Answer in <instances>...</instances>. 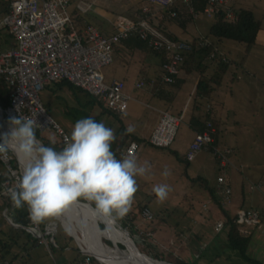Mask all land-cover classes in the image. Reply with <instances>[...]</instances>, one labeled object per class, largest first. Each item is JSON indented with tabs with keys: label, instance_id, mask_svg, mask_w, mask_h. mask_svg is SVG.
Returning <instances> with one entry per match:
<instances>
[{
	"label": "rangeland",
	"instance_id": "374dc122",
	"mask_svg": "<svg viewBox=\"0 0 264 264\" xmlns=\"http://www.w3.org/2000/svg\"><path fill=\"white\" fill-rule=\"evenodd\" d=\"M114 2V5L111 2L106 5H100L101 10L109 11V9H112L117 13L122 12L124 15H132V11L137 9V6L129 4L131 2L130 0H114ZM240 2V5H236L237 8L239 6L252 8L255 11L256 17L260 18L264 23V0H240ZM114 12L113 14H115ZM93 15L97 16L98 14ZM89 16H92V14ZM114 19H116V17ZM189 26L191 27L192 24ZM112 28H114L113 25ZM227 42L228 45H230V43L233 45L229 47L225 44L224 48L227 49V54L234 60V63L225 75L223 86L219 89V97L217 98L224 99L227 106L235 111L233 115L228 112L230 115L229 121H231V125H233L232 127L230 126V131L225 129L220 135V145L222 148L228 149L226 152L230 154L232 164L228 163L227 166H223L221 163L213 162L214 165L217 164L215 167L216 170L212 173H208V171L201 172L195 163L196 161L186 163L178 160V158L169 152H163L152 146L142 145L143 147L138 152L137 161L132 164L133 171L127 175L128 182L126 183V189L123 190L122 195L115 202L108 206L102 205L101 199L98 196L97 203L92 200L85 201L87 202L85 204H91L100 211L90 209L97 216L103 218L102 221L96 220V223L102 231L106 228L104 224V215H107L115 221V226L120 231L121 235L130 236L140 251V247L150 243L153 244L157 250L155 253L164 251L167 255L171 257L177 256L182 260H186L189 264H250L245 262L237 252L229 248L226 241L227 228L219 231L216 230L218 220L224 222L221 218L223 212L218 209L217 205L210 203L208 199L209 193L204 189V186L194 181L199 177V174H201V176H207L210 181L213 182L221 172L226 173V180H229L230 175H233V178L237 177L238 179H244L247 176L246 171L251 172L253 175H258L260 173L259 183H249L248 191L252 192L255 189H259L264 199V49H253L247 61L241 65L239 52L243 53L242 48L240 49L239 47L238 50H235L233 47L236 46V42L232 40H227ZM129 60L126 69L132 71L137 68V61L132 57H130ZM138 73L139 72L135 75H131V78L127 77L131 83H134L138 79ZM197 75L198 73L195 72L191 77H197ZM232 88L235 91L234 95L230 94ZM129 92L133 94L134 97H140V95L134 93L133 90L129 89ZM84 98L86 100V97ZM42 99L50 107L48 114L67 133L70 135H86L91 139L86 152L90 155V159L95 162L96 167L98 165L97 168L100 171L104 170L106 167L103 168L102 165H104L105 160L101 156L103 151L106 150L110 144V140L117 134V129L120 127L119 120L109 115H102L98 118V109L92 106H86L82 102L79 103L72 92L66 87L58 89L57 91H53L52 88H45L42 91ZM140 101L143 100L141 99ZM146 104L150 106V103L146 101L141 103H139V101H130L128 113L131 115H129V118L122 116L130 132L144 137L146 133H140V131H142L144 126L148 123L149 113L156 112L148 108ZM193 105L194 102L192 101L190 111L193 110ZM174 106V112H176L177 107L176 105ZM0 107L4 120L14 124L17 131H19L18 133L30 134L27 142L31 143V146L35 148H37V145L45 146L38 139L35 140L32 133L24 128H20L24 122H16L17 120H13L8 116L7 107L3 108L1 105ZM257 109L259 110L258 116L256 113ZM195 112L196 111H194V113ZM190 114L191 113L187 114L185 122H187L186 119L188 116L190 117ZM4 127L5 126L0 128V133L6 141L1 134L0 139L6 144L8 143L11 160L15 157L17 166L15 163H9L15 172H12L9 165L5 163L6 170L0 169L1 194L6 197L11 195L10 204L8 205H2L1 201L7 204V200L4 197L0 198V228L6 231L3 234L0 230V236L7 242L13 237L22 244H28L27 250L14 245L12 247V254H10L11 256H9L6 261L3 260L5 261L4 264H6L7 261L12 262L13 260H11V257L16 252H20L24 255L23 258H25L26 261L25 263L22 262V264H110L98 258L102 256H96L93 255L94 253L92 254L87 251L86 246L82 244V241L80 243L78 239L79 237L82 238L78 223L75 222L71 224L58 209H53L51 196H48L44 192L45 189L42 190L31 184L24 175L22 167L25 170L26 168L22 165L16 151L13 150L10 143V135ZM37 129L41 132L43 137L50 140H55L56 135L58 136L51 127L44 130ZM143 131H145V129ZM190 136L191 132L187 129L185 124H183L179 128L176 140L171 148L177 150L179 155H182V149L185 148V144ZM58 138L60 137L58 136ZM231 146H235L236 151H234V149L231 150ZM56 160L57 165L68 176L69 184L73 183L78 187L86 189L79 182L83 181V177L71 175L69 173L70 169L68 164L59 157H57ZM108 164L109 163H106V166ZM110 164L118 166L119 162L116 163V161H112ZM86 167L88 166L86 165ZM87 170H89V167L86 168V171ZM26 172L28 171L26 170ZM28 174L30 175L29 172ZM22 179L26 180L27 184L24 183V185ZM29 185L32 186L33 189L45 193L49 201V204L47 201L44 202V206L48 207L49 205V207L42 216V223L40 221L41 216H38L37 213L30 214L26 219L25 226H28V224H31L34 217L37 218L42 227V232L46 233V238L36 235L40 243L37 245L34 244L33 239H30L28 233L19 230L20 228H24L27 232L32 233L30 229L21 227V219L20 216L17 215L21 210L24 212L26 210L24 207V199H27L28 194L33 192L32 189L28 188ZM240 194L241 192L239 190L238 193L236 192L234 195L236 204L247 207L248 203H241ZM40 197V194H36L34 199H39ZM205 202L206 209H204ZM145 204L148 205L154 214L152 218L153 223L150 220L143 219L142 215H139L140 208ZM225 206H229V209H226L229 212L235 213L237 211L236 209H230L228 203H226L224 207ZM103 207H106L111 212L113 211L114 215L105 212ZM67 212L70 214V211ZM142 213L143 209L141 211V214ZM136 214L139 215H137L138 218L133 219ZM125 215L128 216L125 217ZM130 220H133V222ZM16 223H19V225L16 226ZM103 224L105 225L104 227H102ZM263 224L264 223L260 224V226L252 224L250 227L246 224L247 227H243L242 232L245 235L250 234L249 231L253 232V241L249 253L255 259H259L264 263ZM102 238L104 243L105 240H113L115 242L113 244L118 245L119 243L121 244V242L123 243V239L111 238L105 233ZM87 239L90 241V237H87ZM11 243L15 244V241L12 239ZM123 246L126 247V245ZM62 247H65V249H61ZM142 253V256H144L148 262H151V264L155 260L158 261V264H173V262L169 263V259L164 260L168 262H163V260H157L151 255H148V253ZM91 256L95 257L98 261L93 262L90 259ZM15 262L17 261L15 260Z\"/></svg>",
	"mask_w": 264,
	"mask_h": 264
},
{
	"label": "built area",
	"instance_id": "2783aa9c",
	"mask_svg": "<svg viewBox=\"0 0 264 264\" xmlns=\"http://www.w3.org/2000/svg\"><path fill=\"white\" fill-rule=\"evenodd\" d=\"M8 1L10 11L1 18L0 26L9 29L17 41V46L0 51V78H4L12 88L10 104L6 108L7 114L13 120H17L16 122L28 123L40 130L53 128L63 143L66 155L81 164L87 159L86 156L77 149L70 134L48 114L42 99V91L55 82L67 80L102 100L114 112L123 114L132 98L126 91V82L124 80L107 82L103 73L105 66L113 62L114 51L123 39L138 34L153 52L164 53L167 59L164 66L168 72L164 79L167 82L174 81L173 76L179 74L180 65L184 60L183 51L192 48L184 40L170 38L147 18L134 20L120 16L114 21L113 31L109 33L102 32L93 24H89L80 32L74 21L75 13H86L103 0ZM147 1L166 9L173 17L177 16L175 5L179 1L192 4V0ZM227 1L208 0L205 13L213 16ZM191 11L195 13L193 7ZM229 16L234 17L231 12ZM137 86L142 87V83H138ZM181 123L180 115L162 110L160 119L150 135V142L158 147L172 145ZM2 141L0 139V160L9 165L12 162L9 146ZM212 141V135L207 131L197 134L185 158L193 160L201 146H206ZM139 149L140 145L135 141L127 146L126 155L130 163L127 164L122 176H118L119 169L116 165L109 164L98 180L88 184L87 175L84 174L83 181L79 182L84 188L94 192L101 199L102 205L103 202H115L123 193L127 175L133 171L131 163L136 160ZM227 150L216 148L223 166L230 163L226 156ZM115 161L118 163V160ZM9 167L15 172L12 166ZM218 181L224 200L228 202L232 189L231 187L223 189L221 186L227 181L226 175L219 176ZM142 216L146 220H151L154 215L149 209H144ZM246 219L258 222L259 210L247 209ZM21 227L30 229L35 236L46 238V233L42 232L40 222L35 217L31 224ZM223 227L224 222L218 220L216 230H222Z\"/></svg>",
	"mask_w": 264,
	"mask_h": 264
},
{
	"label": "trees",
	"instance_id": "16d2710c",
	"mask_svg": "<svg viewBox=\"0 0 264 264\" xmlns=\"http://www.w3.org/2000/svg\"><path fill=\"white\" fill-rule=\"evenodd\" d=\"M192 2H193L194 12L196 14H200V13L205 12V8L208 5V0H192ZM228 3H229V0L227 1L226 4L221 5L219 7L218 11L213 15L214 18L212 20V24L210 25V29H209L208 34L205 38H203L202 40L200 38H196L195 40H193V42L184 40L187 43H189L192 48H191V50L183 51L184 60L180 65L179 74H176L173 76L174 81L167 82L164 79V77L168 74V72L164 66L165 62L167 61L164 53L154 52L161 59L160 79L162 80L163 83L170 84L172 87H174V89H175L174 91L178 90V88H180L182 83L184 82V78L182 77V74L184 72L186 74H191V73H195V72L199 73L200 79L198 81L197 89H196L197 96H198L199 100L196 99L197 111L190 118V127L196 133L195 137L197 134H203L204 132L207 131L212 135L213 141L206 146L205 145L201 146V148L199 149V151L196 154V157L201 151L208 150L211 153H213L216 162L219 164H220V160H219L220 157H219L218 153L216 152V148L219 147L221 150H224V148H222V146L218 144L219 143V135H220V123H219L220 119L217 117V114H216L214 108H212L213 107L212 104H210V103L208 104L206 113H204V115L202 114L204 111V109H202V107L204 106V103H206L205 102L206 100L213 101V99L215 98L214 97L215 93L219 89H221L223 86V82H224V78H225L226 73L229 71L230 67L234 63V60L232 58H230V57L228 58L224 53L220 52V50H221L220 46L223 47L225 44L228 45L227 40H232V41L236 42L235 47H238V48L240 47L243 50V53L239 52V55L241 57L240 64L243 65L247 61V59L251 55V53L253 52V49L256 45L258 32L262 28V21L256 17L255 13L251 9L240 8L239 10H237L235 12L234 18L231 19L229 14H230V12L232 13V10H231V8L226 7V5ZM152 5H154V4H152ZM175 10L177 11V16H175V17L170 16L169 19L180 24L181 26H185L187 24V22H189L187 19H185L187 17V14H184L180 10H177V8H175ZM9 11H10V2L8 0H0V17L2 18ZM119 13L122 14V12H119ZM166 15H167V13H165L164 16H166ZM189 16H190V19H192V20L194 19L193 14L190 13ZM131 17L134 20H140L143 18H147V19H149V21L153 25H155L156 27L161 29L163 32H165L170 38L183 40L168 30V28L164 24V22L166 20L160 19V20L156 21L150 12H144L143 9L140 7L138 9H135L134 11H132ZM1 18H0V20H1ZM85 19L86 18L83 16L82 13H75L74 21H75V24L77 25V27L79 28L80 32H83L84 29L89 24H91L89 20H85ZM102 32H104V31H102ZM123 42L125 43V45L133 47L134 49H140L144 53H147V52L152 53L153 52L152 49L148 46V43L145 40L141 39L138 34L131 35V37L124 39ZM230 45H232V43H230ZM230 45H228V46L230 47ZM16 46H17V41H16L14 35L9 31V29L7 27H0V51L9 50L11 48H15ZM213 54H214V56H212ZM64 87L68 88L72 92V94L75 96L76 100L79 103L82 102L86 106H92L95 109H98L99 110V113L97 114L98 118H100L102 115L103 116L109 115V116H114L117 120H119L120 127L117 129V134L115 135L114 138H112V140H110V142H109L110 144L108 145L107 149L103 151L102 156H101L105 160L106 163H111L112 161L118 160V162H119V164H118L119 175L118 176L119 177L123 174V172L126 168L125 164H126L127 160H126L125 150H126L127 146L133 141L137 142L139 145H144V146L148 145V146L160 148V149L164 150V152L165 151L169 152L170 154H172L176 158H178V160L184 161L186 163H191L195 160L196 157L193 160H188L187 158H185V155L184 156L179 155L177 150H173L171 148L172 147L171 145L166 146V147L154 146L150 142V137L148 139L142 138V137L136 135L135 133L130 132V130L125 125V123L122 120L121 115L119 113L114 112L113 110L108 108L103 103L102 100H100L99 98H97L95 96H92L91 94H89L88 92L83 90L82 88L75 86L70 81L63 80L60 82H55L46 88H52L53 91H57L58 89H62ZM155 89H156L155 95L157 94L156 96H162L163 98H166V100L168 102H172V100H173L172 93L169 92L170 93L169 95L163 96L164 93H163V87L162 86L157 85L155 87ZM11 91H12V88L7 83V81L4 78H0V105L3 108H6L10 104V93H11ZM83 96L86 97V100ZM44 104H45L47 110L49 111V109H50L49 105L46 104L45 102H44ZM147 106H149V105H147ZM168 111H170V110H168ZM173 114H175V113H173ZM176 115H179V114H176ZM180 116L182 117V114H180ZM182 120H183V118H182ZM94 121H96V120H94ZM20 128L21 129L24 128L27 131H29L30 133H32L43 145H45L49 149V151L52 154L55 161H57L56 160L57 157L63 159L68 164V167L70 169L69 173L71 175L81 176L84 178V174H87L86 182H88V184H91L100 178L99 170H97L95 168V166H93L90 170L86 171V168H87L86 165L89 163L88 157H87V160H85V162L82 164H79L78 162L70 159L66 155V153L64 152L63 143H62L61 139L58 138L57 135H56L55 140H50L46 137H43L41 135V132L37 128H35L32 125L27 124V123H23V125L20 126ZM70 136L75 141L77 149L82 150L83 153L86 155V153H87L86 149L88 148V145L90 144L91 139H89L86 135L80 136L78 134H74V135H70ZM195 137L191 142H193L195 140ZM191 142H190V144H191ZM190 144H189V146H190ZM189 146H188V149H189ZM188 149L186 150L185 154L187 153ZM226 156L229 158V161L232 164L231 159H230V154L226 153ZM12 163H15L17 166V162H16L15 157L12 160ZM0 169L6 170L5 164L1 160H0ZM22 169H23L24 175L28 178V180L31 182V184L34 185L33 181L30 178V175L28 174V172H26V170L23 167H22ZM220 174L226 175V173H224V172H221ZM221 175H217V177L215 178L217 187H220V183L218 181V178ZM226 177H227V175H226ZM245 180H247V179L245 178ZM194 181L199 182L202 186H204V189H206L208 191V193H209L208 198H209L210 203L217 205L219 207V209L222 210L223 213H222L221 218L225 222L223 229L227 228L226 241H227L229 248L232 249L233 251L237 252L240 255V257L243 260H245V262H247V263L264 264L261 260L255 259L249 253V250L252 246V241H253V238H252L253 232L249 231L250 234H248V235H245L242 232V228L247 227L246 224L248 225V227H250V225H252V224L255 226H260V224L264 223L263 202L258 201V202L253 203V204L250 203V205L248 206L249 202L248 201L244 202V200L242 199L241 202L243 204L248 203L247 207L244 205L239 206L237 211L235 213H232V212L227 211L224 208V205L226 203H228L229 205L232 204L233 190H232L231 195H230V200L227 202L226 200H224L222 190L220 191L221 192L220 197L216 195L215 188H213L214 182H211L209 178H206L204 176H199ZM127 182H128V180L126 181V183ZM251 182L254 184L259 183V179L249 181V183H251ZM22 183L27 184L26 180H23V179H22ZM126 183L123 187V190L126 189ZM70 186H71L72 190L74 191L75 195L80 200H82V201L92 200V201H95L96 203L98 202L97 195L94 192L83 189L81 187H78V186L74 185L73 183H70ZM221 186L223 189H224V187H231L228 180L226 181V183H222ZM0 188H1V186H0ZM28 188L32 189L33 192L28 194L27 199L26 198L24 199V201H25L24 207L26 208V210H25V212L21 210L20 213H17V215L20 216V219H21L20 223L23 226L26 225V219L32 213H37L38 215H40L41 216L40 221L42 223V220H43L42 216H43L44 212H46L48 207H49V205H48V207L44 206L45 201H47L49 204L48 196L45 193L38 191L36 189H33L32 186H30V185L28 186ZM247 188H248V186H247ZM231 189H232V187H231ZM260 189H261V187H260ZM253 192L259 193L261 195V197L263 196L262 192L259 189H255L251 193H253ZM36 194H38V195L40 194L41 197L39 199H34V196ZM243 194H244V198L247 197L249 195L248 190H247V194H246L244 189H243ZM10 196L11 195H8L7 197L3 196L1 194V191H0V198L4 197L7 200V204H5V203H3V201H1L2 205L10 204L9 203L10 202ZM109 204H111V203L104 202L105 206H108ZM205 205H206V202L204 203V209H206ZM30 207H32V208H30ZM144 208L150 210L148 205L145 204L144 206H142L140 208L141 210L139 212V215H142L141 211H142V209L144 210ZM247 209L259 210L260 220L258 222H252V221L248 222L246 219ZM113 214H114V212H113ZM137 215L138 214H136L133 217V219H137L138 218ZM127 216L128 215H125V217H127ZM142 218H143V216H142ZM130 221L133 222V220H130ZM150 221L153 223V219ZM247 222L250 224H248ZM262 226L264 227V224ZM102 227H104V225H102ZM43 228H44V224H43ZM16 229H18V228H16ZM0 230L3 234L6 232V231H4L5 229L0 228ZM19 230L21 232L28 233L30 239L34 240L35 245L40 244L39 240L37 239V237L35 235L27 232L24 228H20ZM12 239L15 241V244L11 243ZM71 239H73V238H71ZM11 240L7 242L5 239H3L0 236V264H4V262L7 260V258L9 256H11L10 254H12V247L14 245H17V247L23 248L26 250L28 248L27 247L28 244H22L19 240L14 239L13 237H11ZM113 243H115L113 240H107V241L105 240V244L107 246L117 247V248L120 247V248L125 249V247L123 246V245H125L124 243L121 242V244L119 243V245L113 244ZM224 243H225V241H224ZM140 248H141L142 252H145L146 254L148 253V255H151L155 259H161V260L169 259L170 262H173V264L174 263L175 264L176 263L177 264H189L186 260H182L177 256L171 257V256L167 255L164 251H159V253H157V252L155 253V251H157V250L155 249L154 245L150 244V243H147V245H143ZM61 249H65V247H62ZM23 257H24V255H22V253L16 252L11 257V260H13V261L12 262L9 261L10 262L9 264H22V262L25 263L26 260ZM98 258L103 260V261H106L105 257H103V256L98 257ZM90 259L93 262L98 261L93 256H91ZM3 260H5V261H3ZM15 260L17 262H15Z\"/></svg>",
	"mask_w": 264,
	"mask_h": 264
},
{
	"label": "crops",
	"instance_id": "0c3cea01",
	"mask_svg": "<svg viewBox=\"0 0 264 264\" xmlns=\"http://www.w3.org/2000/svg\"><path fill=\"white\" fill-rule=\"evenodd\" d=\"M84 1H86V0H84ZM130 1L133 2V3L130 2L129 3L130 5L137 6V9L140 7L143 9L144 12H147V9H149L148 12H150L151 15H153V17L155 18L156 21H158L160 19L166 20L164 22V24L170 32L177 35L180 39L190 41V42H193V40H195L196 38H200L201 40L203 38H205L208 34V31L210 29V25L212 24V20L214 18L213 16L207 15L205 12L200 13V14L193 13L191 11V8L193 7V2H192V4L189 5L186 3H181L179 1L175 5V8H177V10H180L184 14H187V17L185 19H187L189 21V22H187V24L185 26H181L180 24L169 19L170 15L166 9H163L156 4L152 5L153 3H150L147 0H130ZM110 2L113 5L115 4L114 0H103L101 3L97 4L95 7H92L91 10L87 11L86 13H82L83 16L86 18L85 20H89L91 24L98 27L101 31H104V33H109L111 31H113L112 25L114 23L113 21L116 20V19H114L115 17L117 18V17L123 16V17H126L128 19H133L131 17V15H123L120 13L118 14L117 12H114V10H112V9H109V11L101 10L100 5H103V4L106 5V4H109ZM121 4H125V3H121ZM121 4H118V5H121ZM237 4H239V5L241 4L240 0H229V3L226 5L227 8H231L232 14H234V16H235V12L237 10H239L240 8L251 9L255 13V11L252 8H247V6L246 7H244V6L240 7L239 6L237 8V6H236ZM243 5H244V2H243ZM96 10H99V11H96ZM113 12L115 14H113ZM165 13H167L166 16H164ZM190 13L194 15L193 20L190 19V16H189ZM90 14H92L93 17L89 16ZM93 14H98V15L94 16ZM258 19H260V18H258ZM190 24H192L191 27L189 26ZM0 27H2V26H0ZM232 46L233 45H230V47H232ZM234 48H235V50H238V47H234ZM259 48L264 49V23H263V21H262V28L259 30L258 35H257L256 45H255L254 49H259ZM220 49H221L220 52L224 53L229 58L227 51H226L227 49H225L224 46L223 47L220 46ZM130 57L134 58L137 61V68L132 70V71H130L129 69H126V66L128 65V63L130 61L129 60ZM263 61H264V59H263ZM137 72H139L138 73V79L134 83H131L128 78H131V75H135ZM103 73H104V76H105V79L107 82H112L114 80H124L126 82V91L131 95L132 98L129 100V105H128V108L125 111V113L120 114L121 118H122V116H126V118H129V115H131L130 113H128V110L130 108V101H133V102L139 101V103L146 101L147 103H150V107L147 106L148 104H146V106L148 108L156 111L155 113L154 112L149 113V115H148L149 121L144 126L145 131H143L144 129L142 131H140V133H146V136L144 137V136H141L139 134H136V135H138L142 138L148 139L150 137L153 129L155 128V126L157 125V123L160 119V113L162 110H170L172 113L179 114V115L182 114L183 120H182L180 127L183 124H185L187 129L191 132V136H190L189 140L186 142L185 148L182 149L183 152H182L181 156H184L186 150L188 149L190 142L194 139L195 134H196L192 130V128L190 127V118L194 114V111H197L196 99H198V96H197L196 89H197L198 81L200 79L199 73H198L197 77H191V75L193 73L186 74L184 72L182 74V77L184 78V82L182 83L181 87L178 88V90L174 91L175 90L174 87H172L170 84L163 83L162 80L160 79L161 59L154 52L144 53L140 49H134L133 47L125 45V43L123 41L116 47V49L114 51V60L111 64L105 66V68L103 69ZM138 83H142V87H138L137 86ZM157 85L163 87V93H164L163 96L169 95L170 93H172V95H173L172 102H168L166 100V98H163L162 96H156L157 94L155 95V93H156L155 87ZM129 89L133 90L134 93L139 94L140 97H137V96L134 97L133 94H131L129 92ZM218 91L215 93V95H214L215 98L213 99V101H208V100L205 101L206 103H204V106L202 107V109H204L202 114L204 115V113H206L208 104L209 103L212 104V106H213L212 108H214V110L217 114V117L220 119L219 123H220V135H221L223 130L226 129V130L230 131V126L231 127L233 126V125H231V121H229L230 115L228 112H230L233 115L235 111H234V109H230L227 106L224 99L217 98V97H219ZM230 94L231 95L235 94V91L233 88H232ZM141 99L143 101H140ZM192 101L194 102V105H193V110L190 111V107H191L190 105H191ZM174 105H176V107H177L176 112H174V110H175ZM188 113H191V114H190V117L188 116L189 118L187 117V119H186L187 122H185V118H186ZM256 113L258 116L259 115L258 109L256 110ZM122 120H123V118H122ZM256 126H257V124H256ZM220 135H219V143H218L219 145H220ZM234 145H236V144H234ZM146 146H148V145H146ZM142 147L143 146L140 145V149ZM154 148H156V147H154ZM230 148H231V150L234 149V151H236L235 146H231ZM158 149H160V148H158ZM225 149H227V148H225ZM160 150H162V149H160ZM162 151L164 152V150H162ZM86 156L89 158V163L87 164V166L89 167V170L94 165H95V168H97L98 165L96 167L95 162L92 159H90V155L88 153H86ZM137 159H138V156L134 162H136ZM126 160H127V162L125 164V167L127 166L128 163H130V159L128 156H126ZM194 161H196L195 163L201 172L202 171H208V173H212L214 170H216L215 167L217 164L214 165V163H213V162H216V160L214 158L213 153H211L208 150L201 151L197 155V157L195 158ZM134 162H132L131 165ZM102 166H103V168H105L106 162ZM97 170H99V169L97 168ZM102 171H104V170H101V171L99 170V173L101 174ZM246 174H247V176H246L247 180H245L246 177L244 179H238L237 177L233 178V175L229 176L228 181H229V184L231 185L232 190H233V194H232L233 203H232V205H230V209H236L237 210L240 206V205H237L236 201L234 200V195L236 192L238 193L239 190L241 192V194H240L241 195V201H242V199L244 200V202L248 201L249 202L248 206L250 205V203L253 204V203H256L258 201H260V202L262 201L264 203L263 196L261 197V195L257 192L251 193L248 191L249 195L244 198L243 189H244L245 193L247 194V190H248L247 186H248L249 181L260 179V176H261L260 173L258 175L257 174L253 175L251 172H248V171H246ZM219 175H221V174H219ZM199 176H201V174H199ZM202 176L208 178L205 175H202ZM213 182H214L213 188H215L216 195L220 197L221 196V192H220L221 188L217 187L216 179H214ZM53 191H54V189H53ZM58 201H60V200L58 199ZM77 205H78L77 208H80L81 205L80 204H77ZM52 206H53V200H52ZM84 206H86L88 209H93L90 205H84ZM224 208L229 209V206H225ZM218 209H219V207H218ZM248 222H250V221H248ZM17 225H19V223H16V226Z\"/></svg>",
	"mask_w": 264,
	"mask_h": 264
},
{
	"label": "bare ground",
	"instance_id": "6f19581e",
	"mask_svg": "<svg viewBox=\"0 0 264 264\" xmlns=\"http://www.w3.org/2000/svg\"><path fill=\"white\" fill-rule=\"evenodd\" d=\"M3 126H5L4 128L10 135L8 136L10 138L11 146L15 149L22 165L30 173V178L33 181L34 185L40 189H45V191L50 194V198H52L53 200V208L58 209L71 224H74L75 222L78 223L79 230L82 234V238L79 237L78 239L80 243L82 241V244L86 246L88 252L92 254L94 253L93 255L96 256L105 257V262H108L110 264H151V262H148V260L144 256H142L140 251H137V247L136 245H134V241L130 236L121 235L120 231L115 226V221L110 216L104 215V224L106 225V228L104 231H102L96 223V220L98 219L102 221L103 218L101 216H97L93 211H91L84 205H90L94 210L99 211L96 207L92 206L91 204L78 203L81 205L80 208L73 209L70 206L66 205L64 202L58 201L59 198H57L51 184L45 178H43V175L40 174L39 170L35 166V155L38 154L39 151L37 148L31 146V143L27 142L30 136L28 134H20L16 132L12 124H5L4 121L2 122L0 119V128H2ZM1 136L3 137L2 134ZM3 139L5 140L4 137ZM62 203L66 206H64ZM67 211H70V214ZM104 233L109 235L111 238L114 237L115 239H123V243L126 245L125 250L120 247L114 248L107 246L103 242L102 238ZM87 237H90V241H88ZM9 263L10 262L7 261L6 264ZM152 264H158V261L155 260Z\"/></svg>",
	"mask_w": 264,
	"mask_h": 264
},
{
	"label": "water",
	"instance_id": "95a60500",
	"mask_svg": "<svg viewBox=\"0 0 264 264\" xmlns=\"http://www.w3.org/2000/svg\"><path fill=\"white\" fill-rule=\"evenodd\" d=\"M0 116H1L0 119L2 122L4 121L5 124H12V123L6 122L4 120L1 107H0ZM12 125L15 128L16 132H19V131H17L15 125L14 124H12ZM28 135L30 136L29 133H28ZM32 136L35 138V140H37V138L34 135H32ZM37 149H38L39 153L35 155L36 157L34 156L36 168L39 170L40 174L43 175V178H45L51 184L57 198H59L60 201L64 202L66 205L70 206L73 209H78L77 208L78 203H87L85 201L80 200L75 195L74 191L72 190V188L69 184L68 176L57 165V163L54 160L49 149L47 147L41 146V145H37ZM13 150H15V149L13 148ZM44 192L48 196H50V194L48 192H46L45 190H44ZM103 209L105 211H107L108 213L114 215L113 212L108 210L106 207H103ZM134 245H135V243H134ZM137 251L138 252L140 251L138 249V247H137ZM142 254H144V253H142ZM163 262H168V261L163 260ZM169 263H171V262H169Z\"/></svg>",
	"mask_w": 264,
	"mask_h": 264
}]
</instances>
